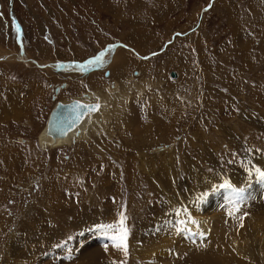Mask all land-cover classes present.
Instances as JSON below:
<instances>
[{"label":"rangeland","instance_id":"rangeland-1","mask_svg":"<svg viewBox=\"0 0 264 264\" xmlns=\"http://www.w3.org/2000/svg\"><path fill=\"white\" fill-rule=\"evenodd\" d=\"M83 93L103 97L86 133L42 147ZM0 99V264H264V210L188 211L264 172V0H0ZM121 214L127 256L97 228Z\"/></svg>","mask_w":264,"mask_h":264},{"label":"bare ground","instance_id":"bare-ground-1","mask_svg":"<svg viewBox=\"0 0 264 264\" xmlns=\"http://www.w3.org/2000/svg\"><path fill=\"white\" fill-rule=\"evenodd\" d=\"M72 72V71H71ZM134 75H137V72H134ZM62 85V89H65L67 84L65 82L61 83ZM65 85V86H64ZM10 91V90H9ZM60 92V91H59ZM111 94V93H110ZM113 96V95H112ZM100 96L98 97L97 94L95 93H83L80 97H78L77 99H71L68 101H57L54 105V107L52 108L50 114H49V118L45 123L44 129L42 130V132L39 135V144L44 147V148H54V147H59V146H63L66 145L70 142H74L75 139H80L82 138V135H84V133H86L89 124L95 119L97 118V113L99 112V110H101V102H100ZM1 100V99H0ZM106 100V99H105ZM104 100V101H105ZM113 99H111L112 101ZM116 100V99H114ZM119 100V99H118ZM103 101V102H104ZM107 101V100H106ZM73 102H79L82 103L83 105H88V106H93L95 107V110H93L92 108H87L84 116L82 117V119L75 124V126H73V128L67 130L64 133H61L57 130V126L58 127H62L61 123L58 122L57 123V119L53 118L54 112L56 111L57 107L60 104H71ZM118 102V101H117ZM113 104V103H112ZM119 105V104H118ZM98 106V107H96ZM108 106V105H107ZM103 109V108H102ZM102 111V110H101ZM106 111V110H105ZM104 111V112H105ZM100 114V113H98ZM102 114V112H101ZM103 115V114H102ZM56 126V127H55ZM86 135V134H85ZM168 154L163 151V157H166ZM261 165L264 167V159L260 160ZM168 164V162L166 163ZM254 177V174H253ZM216 177H212L210 176V179L208 180L209 183H204V185H199V187L201 189H207L209 186H211L214 182ZM203 181V179L201 180ZM220 184V182H219ZM252 187V188H251ZM243 189V193H241L242 198H238L236 196H234L235 199V203H240V202H245V203H249L251 205V207L249 208H245L247 210H264V197L262 198L261 202L259 201V197L260 195L262 196V192L264 193V180L260 179L257 177V179H255V182L253 184H251L250 186H246L245 188H241ZM199 190V189H198ZM202 191V190H201ZM204 191V190H203ZM205 193L201 196H198L196 194H194V196H192L191 194L189 195V200L191 202V205L188 208V211H190V214L193 215H197L200 216L202 213L203 214H210L211 217L214 216L215 213V209L219 206V205H226V206H230L232 205V202H227L228 200V196L233 195L230 190L228 189H220V191L212 194L213 196H211L212 199L208 200L206 199V195L208 194L207 191H204ZM199 193V192H198ZM201 193V192H200ZM217 195L216 198H214V196ZM264 195V194H263ZM198 197H200L201 199H199ZM257 201L258 203H255V201ZM261 203V204H260ZM242 205H248V204H244L242 203ZM254 207V208H253ZM246 210V211H247ZM207 211V212H206ZM244 212V211H243ZM201 213V214H200ZM245 213V212H244ZM246 214V213H245ZM177 215V214H175ZM178 216V215H177ZM169 217L172 216L170 215ZM168 216H166V213H163L159 216L158 221L156 222L157 224H169L171 220ZM179 217V216H178ZM180 218V217H179ZM198 219L196 222L197 224H194L196 229L205 227V222H204V218H195ZM248 224V223H247ZM192 226V225H191ZM183 228V227H182ZM192 228V227H190ZM222 226H217L216 230L214 231V234L218 237L219 242H223L224 237L222 234ZM194 229V228H193ZM171 231V230H170ZM192 231V230H191ZM219 231V232H218ZM262 231V230H261ZM206 233V232H205ZM184 234V233H183ZM189 234V233H188ZM245 234H247V238L248 241L251 243L250 245H253V238L257 239L256 241L259 242L260 241V235L254 232L253 228L250 227V229L246 232ZM255 234V237H254ZM199 235V234H198ZM262 235V233H261ZM195 236V235H194ZM258 236L259 239H258ZM192 238V235L189 236ZM197 239V238H195ZM255 241V242H256ZM86 256V255H85ZM191 257H187L192 258L193 260H195L196 262H199L201 264H211V262L213 261L211 258L208 257H203V256H193L190 255Z\"/></svg>","mask_w":264,"mask_h":264},{"label":"snow or ice","instance_id":"snow-or-ice-1","mask_svg":"<svg viewBox=\"0 0 264 264\" xmlns=\"http://www.w3.org/2000/svg\"><path fill=\"white\" fill-rule=\"evenodd\" d=\"M104 59H105L104 54L101 53L100 55L96 56L93 60H89L87 64L82 65L81 69L87 70V67L89 65L102 63ZM80 107L93 108V110H95V107L93 106L81 105ZM257 172L260 178L264 179V172L260 170H257ZM220 187L227 188L230 190V192L234 196L238 198H242L241 193H243L244 191L243 189L234 188L227 181L224 184L220 185ZM232 203H233V207L235 208V210L238 211L239 209L238 207H236V203L234 201ZM125 221H126V217H124L123 214H121V219L117 223L109 224V225H98L97 228L101 230L105 234V236H107V238L112 241L113 246L121 250L124 253V255L127 256V253H128L127 237H128L129 230L127 228ZM68 239L71 240L72 237H69ZM60 246L62 245H57V247H60ZM105 247L107 248V245Z\"/></svg>","mask_w":264,"mask_h":264},{"label":"water","instance_id":"water-1","mask_svg":"<svg viewBox=\"0 0 264 264\" xmlns=\"http://www.w3.org/2000/svg\"><path fill=\"white\" fill-rule=\"evenodd\" d=\"M201 17V14H200ZM16 57V54H13ZM48 67H52L51 64H47ZM170 76L175 78V73L171 72ZM83 105L79 102H73L71 104H60L56 111L54 112L53 118L57 119V123L60 122L62 127L57 126V130L61 133L66 132L67 130L73 128L82 117L84 116L87 108L80 107ZM93 109V108H92ZM56 127V126H55Z\"/></svg>","mask_w":264,"mask_h":264}]
</instances>
